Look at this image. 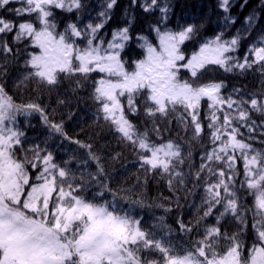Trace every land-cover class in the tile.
I'll return each mask as SVG.
<instances>
[{
    "label": "snow or ice",
    "instance_id": "snow-or-ice-1",
    "mask_svg": "<svg viewBox=\"0 0 264 264\" xmlns=\"http://www.w3.org/2000/svg\"><path fill=\"white\" fill-rule=\"evenodd\" d=\"M116 5L104 0L95 19L83 23L85 0H0V10L14 17L0 15V264H264V37L236 55L241 35L224 33L235 23L231 2L217 0L222 30L189 54L186 42L197 40L202 24L170 28V0H130V7L159 17L150 25L155 42L137 34L143 55L129 64L122 53L135 18L111 39L100 35ZM58 13L75 20L60 29ZM254 22L255 15L244 21L249 28ZM219 71L255 72L260 87L225 94L223 80L207 79ZM9 79L14 91L38 95L65 80L73 94L89 87L96 119L136 158L132 182L112 187L120 173L105 161L118 162L122 153L101 155L91 137L70 136L63 118L54 119L69 100L58 93L51 113L39 99L17 102ZM34 115L47 133L38 140L18 126V117L31 126ZM257 133L261 147L253 143ZM63 142L76 149L58 162L57 151H67ZM152 181L169 195L148 202ZM190 198L192 218L185 222L181 212L173 227L169 215ZM144 207L163 214L149 225L136 211Z\"/></svg>",
    "mask_w": 264,
    "mask_h": 264
},
{
    "label": "trees",
    "instance_id": "trees-1",
    "mask_svg": "<svg viewBox=\"0 0 264 264\" xmlns=\"http://www.w3.org/2000/svg\"><path fill=\"white\" fill-rule=\"evenodd\" d=\"M104 0H85V3L89 5L85 9L84 15L81 17V22L87 23L88 19H95L96 13L101 10V5ZM232 7L230 8V15L235 17V23L230 25L224 30L225 38H231L238 32L241 35V43L236 55L243 57L245 51L250 45L256 44L261 37H264V3L262 0H230ZM173 5L172 13L169 15L168 27L175 28L176 25L195 23L197 25H203L200 28L197 40L195 42H186L184 50L186 53H191V51L198 47L199 42H202L204 38H211L216 33L220 32L223 28L222 18L225 15L218 7L217 0H170ZM241 5H244L241 7ZM12 7H19L18 4L11 5ZM0 15L6 16L9 19H14V17L5 11L0 10ZM255 15V22L249 26L245 25V18ZM134 17V22L131 26L132 40L129 41L128 46L122 53L123 57L129 61L133 59H139L143 55V50L137 46L136 36L137 34H143L149 36L153 42H155V34L151 32L150 25L154 24L158 17V12L145 13L140 7H130V0H117V5L112 9L111 19L105 25L104 29L101 30L100 35H102L105 40L111 39V33L114 29L123 27L127 24L129 17ZM69 17L75 20L74 14H61L58 13V27L63 28L64 24L68 21ZM9 41H11V34L8 36ZM17 75L16 70H12V76ZM207 79L223 80L227 88L224 90L225 94L231 91L233 87L243 88L245 92L257 91L260 87V76L255 72H248L246 75H236V74H226L222 71L212 73ZM8 90L16 97L17 102H27L29 99H39L41 103L49 105L48 111L51 113L53 108H56V101L58 98H63L69 100L70 102L62 107L56 109L54 119L59 121L63 118L65 122V128L70 136H75L80 133V139L92 138V142L98 147H103L101 155L110 154L112 152L122 153V158L118 162H113L106 160V167H114L116 173H120L119 176L112 182V187L118 188L122 183L127 181L128 184L134 179L133 173L136 172L138 164L136 158L131 150L130 146H125L124 144H117V140L114 134L109 130L108 125L102 120L96 119V108L93 102L89 99L90 88L85 86V88L79 90L76 94L71 91V85L68 81H62V83L55 89L49 91L48 89H41L42 95L31 91L29 88L23 92H16L12 87V80L9 79ZM206 109V104L204 105ZM72 115V119H68L69 115ZM253 118L258 122L261 117L253 115ZM24 117H18V126L22 131L26 133V136L30 140H38L43 135H46V129L42 125L38 115L29 117L30 125L28 126L24 123ZM133 122L140 123L136 117H131ZM206 123V122H205ZM143 127V125H141ZM172 130L173 135H176V122L172 120ZM83 130V131H81ZM241 132L246 135V130L241 128ZM183 135V133H180ZM257 141H254L256 147H261L259 144V133ZM179 140V137H177ZM207 137H205V142ZM64 143V150L57 151L58 162L63 159H67L71 154L73 149H76V145ZM55 147V145H53ZM188 145L185 144L187 149ZM81 155H83L82 150H78ZM193 156L196 161L199 160L200 144H192ZM72 168L77 167L75 161L70 165ZM91 169H95V165H91ZM113 173V175H116ZM160 193L164 196L169 195L163 183L157 184L152 181L147 186V197L148 202H151L152 197H157ZM111 198L110 196L108 197ZM197 199V203H198ZM191 203V198L188 202H185L183 209L176 210L168 217V223L173 227H176V218L178 215L183 213V218L185 222L192 218L195 209H190L188 204ZM137 212L144 217L147 224L153 223V216L162 215V211L156 208H137ZM233 230V229H230Z\"/></svg>",
    "mask_w": 264,
    "mask_h": 264
}]
</instances>
